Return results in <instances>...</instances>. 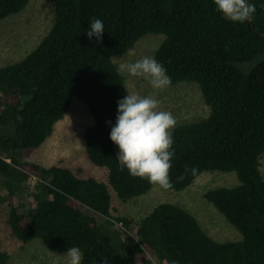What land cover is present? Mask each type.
I'll return each mask as SVG.
<instances>
[{
	"label": "trees",
	"instance_id": "trees-1",
	"mask_svg": "<svg viewBox=\"0 0 264 264\" xmlns=\"http://www.w3.org/2000/svg\"><path fill=\"white\" fill-rule=\"evenodd\" d=\"M31 1L0 0V41L11 34L3 22L28 17ZM249 3L254 18L233 23L214 0H49L53 16L43 38L23 59L0 68V188L16 242L39 241L50 254L79 247L82 264H264V0ZM93 18L104 23L99 41L85 35ZM148 36L160 38L152 57L170 76L169 87L198 84L209 108L207 117L172 130L168 190L181 191L204 172H234L236 186L203 197L240 240L213 239L196 217L169 202H157L137 220L121 214L154 185L121 169L110 139L117 101L128 91L118 59ZM77 103L91 118L80 154L94 169L106 168L107 182L81 177L78 167L29 160ZM31 173L41 178L32 201L14 204L17 190L28 193L23 186ZM2 247L0 264H10Z\"/></svg>",
	"mask_w": 264,
	"mask_h": 264
},
{
	"label": "rangeland",
	"instance_id": "rangeland-1",
	"mask_svg": "<svg viewBox=\"0 0 264 264\" xmlns=\"http://www.w3.org/2000/svg\"><path fill=\"white\" fill-rule=\"evenodd\" d=\"M31 14L26 17L15 15L4 21V29L11 33L0 41V68L16 63L32 51L49 29L52 19V11L49 9V0H33L30 4ZM160 41L159 37L148 36L141 39L136 46L135 56L123 55L118 59L122 62H131L142 56H152V51ZM128 91L135 92L141 96L152 95L161 102V109L170 111L176 118L177 123L196 122L209 115V108L205 105L200 88L196 83H179L164 90L153 89L147 80L139 77L128 78ZM90 116L80 103L72 106L70 112L59 121L54 133L46 139L30 156V162L45 167L61 166L82 169L78 173L81 177L94 176L101 181L105 180V174L101 170L94 171L84 154H80V138L90 121ZM79 132V133H78ZM80 136V137H79ZM19 163L22 160L19 158ZM96 167V166H95ZM106 169V168H104ZM264 173V165L261 167ZM40 176L36 173L27 175V185L24 189L28 193L17 190L13 203L27 205L32 201V193ZM238 184L234 172H204L198 175L190 184L181 191L164 190L158 185H153L142 199L138 201L131 199L121 214L131 216L137 220L147 214L157 202H169L178 205L194 217L201 227L217 241L240 240V233L232 227L216 208L212 207L203 197L204 192L216 187L231 188ZM0 188V246L10 254V264H35L45 262L49 264H66V256L61 254H50L35 241L28 244H20L15 241L10 229L6 225V217L9 210L7 199L3 201L6 192ZM30 196V197H29ZM31 198V200H30ZM112 204H118L116 195H112ZM118 225V224H117ZM120 226V225H119ZM130 226H133L131 224ZM131 232L134 226L130 228ZM129 232L131 235L132 233ZM152 260V255H147ZM154 259V258H153Z\"/></svg>",
	"mask_w": 264,
	"mask_h": 264
},
{
	"label": "clouds",
	"instance_id": "clouds-1",
	"mask_svg": "<svg viewBox=\"0 0 264 264\" xmlns=\"http://www.w3.org/2000/svg\"><path fill=\"white\" fill-rule=\"evenodd\" d=\"M214 5L218 13L233 23L250 22L256 12L255 4L249 3V0H214ZM104 33L103 21L93 18L85 35L90 40L95 37L99 41ZM128 55L135 56V50L128 49ZM119 71L130 77L147 80L155 90H164L171 85L166 69L152 56L122 62ZM117 105L118 115L115 125L111 127L110 139L119 148L116 160L121 169L126 168L134 178L147 179L164 190L171 189V161L175 154L172 150V130L177 123L175 116L170 111L162 110L160 100L152 95L141 96L127 91L126 97L117 101ZM101 171L105 174L103 182H107V170L102 168ZM191 171L195 174L197 169ZM181 179L182 176L178 177L177 182ZM110 194L114 192L110 190ZM64 255L66 264H82L83 252L79 247H70ZM101 264L108 262L105 259Z\"/></svg>",
	"mask_w": 264,
	"mask_h": 264
}]
</instances>
